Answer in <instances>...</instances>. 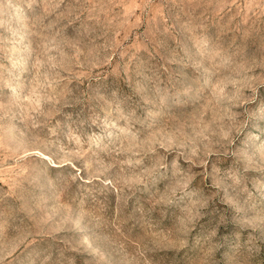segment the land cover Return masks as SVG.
I'll list each match as a JSON object with an SVG mask.
<instances>
[{
    "label": "rangeland",
    "instance_id": "rangeland-1",
    "mask_svg": "<svg viewBox=\"0 0 264 264\" xmlns=\"http://www.w3.org/2000/svg\"><path fill=\"white\" fill-rule=\"evenodd\" d=\"M0 264H264V0H0Z\"/></svg>",
    "mask_w": 264,
    "mask_h": 264
}]
</instances>
